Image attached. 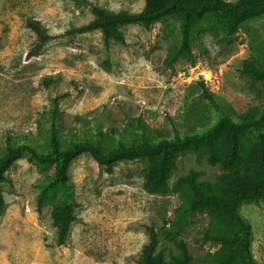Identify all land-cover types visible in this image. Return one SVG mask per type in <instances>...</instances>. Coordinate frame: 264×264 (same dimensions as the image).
<instances>
[{"label": "rangeland", "instance_id": "374dc122", "mask_svg": "<svg viewBox=\"0 0 264 264\" xmlns=\"http://www.w3.org/2000/svg\"><path fill=\"white\" fill-rule=\"evenodd\" d=\"M88 1L113 13L145 7V0ZM93 19L89 6L68 0H0V158L20 145L48 152L53 126L64 146L91 142L113 149L206 132L222 114L236 119L244 104L264 108V83L242 71L245 62L264 67V15L233 36L202 22L193 33L192 56L174 62L182 40L176 19L149 30L125 26L123 44L106 46L99 31L67 34ZM192 170L211 182L223 174L205 157H181L167 193L152 195L143 186L148 164L124 162L95 191L85 157L77 158L71 167L76 221L60 245L52 212L62 198L54 191L39 206L55 164L39 165L25 153L3 186L0 264H138L149 227L159 235L157 252L171 261L179 250L164 229L172 230L169 222L182 203L175 183ZM241 213L252 227V255L264 264V200L243 203ZM208 222L204 215L192 217L181 236L193 264H216L215 248L201 238Z\"/></svg>", "mask_w": 264, "mask_h": 264}, {"label": "trees", "instance_id": "16d2710c", "mask_svg": "<svg viewBox=\"0 0 264 264\" xmlns=\"http://www.w3.org/2000/svg\"><path fill=\"white\" fill-rule=\"evenodd\" d=\"M90 7L94 19L85 26L69 31L68 35L102 33L104 43H125L122 28L142 25L145 29L165 19H176L181 28V43L173 52L172 62L181 57L192 56V37L195 29L204 21L222 29L229 36L235 35L240 26L264 15V0H145L139 13H113L88 0H68ZM32 29L43 41L48 39L45 31L37 26ZM242 71L256 81L264 83V67L243 63ZM46 85H50L45 81ZM216 108L212 96H208ZM59 98L54 100L53 117L57 116ZM264 108L255 109L244 104L236 119L222 114L216 124L203 133L179 135L158 142L145 141L141 144L106 149L91 142L73 143L64 146L56 128H52L51 145L48 152L20 145L11 147L0 158V217L6 211L3 186L10 183L9 172L29 153L39 165L55 164V174L39 198V206L47 201L54 191L62 198L53 208V225L58 231V243L64 245L72 224L76 221V203L72 200L73 185L71 167L74 161L84 156L89 170L92 188L98 185L105 174H113L124 162H145L148 171L144 189L152 195H165L171 173L177 168L178 160L188 155L205 157L209 164L218 166L223 174L215 181L201 179V173L190 171L181 177L175 187L181 192V205L175 210L169 225L164 229L166 238L179 250L178 256L167 261L163 252H157L159 235L154 227L148 228L149 241L144 246L138 264H193V256L181 236L189 220L197 215L209 219L202 232L203 243L215 248L216 264H259L253 257L251 246L253 232L250 223L241 213L243 203L264 200ZM256 133L253 138L251 133Z\"/></svg>", "mask_w": 264, "mask_h": 264}, {"label": "built area", "instance_id": "2783aa9c", "mask_svg": "<svg viewBox=\"0 0 264 264\" xmlns=\"http://www.w3.org/2000/svg\"><path fill=\"white\" fill-rule=\"evenodd\" d=\"M204 77H205V80L210 79V75H205Z\"/></svg>", "mask_w": 264, "mask_h": 264}]
</instances>
